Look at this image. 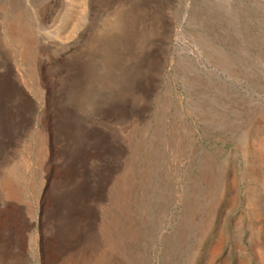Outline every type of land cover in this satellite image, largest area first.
Segmentation results:
<instances>
[{
    "label": "rangeland",
    "instance_id": "rangeland-1",
    "mask_svg": "<svg viewBox=\"0 0 264 264\" xmlns=\"http://www.w3.org/2000/svg\"><path fill=\"white\" fill-rule=\"evenodd\" d=\"M0 221V264H264V0H0Z\"/></svg>",
    "mask_w": 264,
    "mask_h": 264
},
{
    "label": "bare ground",
    "instance_id": "bare-ground-1",
    "mask_svg": "<svg viewBox=\"0 0 264 264\" xmlns=\"http://www.w3.org/2000/svg\"><path fill=\"white\" fill-rule=\"evenodd\" d=\"M15 6H16V5H15ZM120 18H121V17H120ZM116 21H117V20H116ZM116 21H115V22H116ZM112 22H113V21H112ZM118 22H119V21H118ZM120 22H121V21H120ZM119 24H120V23H119ZM121 24H122V23H121ZM104 62H105V61H104ZM111 62H112V61H111ZM112 65H113V63H112ZM104 77H105V76H104ZM256 180H257V179H256ZM5 218H6V217H5ZM0 222H1V221H0ZM1 223H2V222H1ZM2 225H3V224H2Z\"/></svg>",
    "mask_w": 264,
    "mask_h": 264
}]
</instances>
